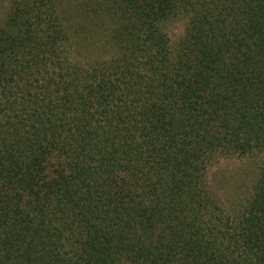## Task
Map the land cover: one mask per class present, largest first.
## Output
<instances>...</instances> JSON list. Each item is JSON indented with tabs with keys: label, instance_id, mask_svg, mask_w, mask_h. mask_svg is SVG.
Masks as SVG:
<instances>
[{
	"label": "trees",
	"instance_id": "obj_1",
	"mask_svg": "<svg viewBox=\"0 0 264 264\" xmlns=\"http://www.w3.org/2000/svg\"><path fill=\"white\" fill-rule=\"evenodd\" d=\"M0 264H264V0H0Z\"/></svg>",
	"mask_w": 264,
	"mask_h": 264
},
{
	"label": "rangeland",
	"instance_id": "obj_2",
	"mask_svg": "<svg viewBox=\"0 0 264 264\" xmlns=\"http://www.w3.org/2000/svg\"><path fill=\"white\" fill-rule=\"evenodd\" d=\"M181 34L182 25L175 24L171 26V38L173 41H176ZM255 171L256 167L251 161L224 159L212 166L209 174L222 177V186L225 187V190L221 191L230 205L234 206L235 201L241 198L245 188L250 187L249 183L252 181Z\"/></svg>",
	"mask_w": 264,
	"mask_h": 264
}]
</instances>
